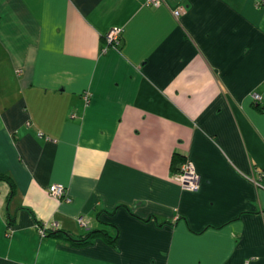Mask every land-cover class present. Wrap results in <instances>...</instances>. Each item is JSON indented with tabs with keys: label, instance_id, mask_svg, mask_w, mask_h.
Listing matches in <instances>:
<instances>
[{
	"label": "crops",
	"instance_id": "crops-1",
	"mask_svg": "<svg viewBox=\"0 0 264 264\" xmlns=\"http://www.w3.org/2000/svg\"><path fill=\"white\" fill-rule=\"evenodd\" d=\"M263 173L264 0H0V264H264Z\"/></svg>",
	"mask_w": 264,
	"mask_h": 264
},
{
	"label": "built area",
	"instance_id": "built-area-1",
	"mask_svg": "<svg viewBox=\"0 0 264 264\" xmlns=\"http://www.w3.org/2000/svg\"><path fill=\"white\" fill-rule=\"evenodd\" d=\"M163 3H166V0H146L147 5L159 6ZM182 7L179 6L173 9V13L175 16H179L182 12ZM122 35L121 27H111L105 34L106 45L104 49H106L109 45H116L119 43ZM252 96L255 100L261 101L263 96L260 92H253ZM264 175V173H263ZM173 177L180 182L182 187L186 190L195 191L200 188L201 185V176L197 171L195 164L190 159H185L179 169L174 172ZM259 182V181H258ZM260 183V182H259ZM263 184V183H261ZM264 186V184H263ZM48 191L51 195L57 198H66L67 187L64 183H52L48 187ZM79 221L83 224L88 225L89 221L86 220L83 216L79 217ZM39 231L42 235H45L47 232V226L45 224H39Z\"/></svg>",
	"mask_w": 264,
	"mask_h": 264
},
{
	"label": "trees",
	"instance_id": "trees-1",
	"mask_svg": "<svg viewBox=\"0 0 264 264\" xmlns=\"http://www.w3.org/2000/svg\"><path fill=\"white\" fill-rule=\"evenodd\" d=\"M180 158H181L180 155L175 154L172 162L173 170L177 171L179 169V166H175V164ZM0 180H7L11 185V188L14 189V182L10 176L6 174H0ZM9 225L10 227L12 226V219L10 217H9ZM46 234L54 235L58 238H63L75 245H83V244L91 243L93 239L98 237H101L111 243H114L116 241V235L112 234L107 229H100V228H94V229L91 228L86 232L85 235H82L78 238H74L70 232L64 229L47 230Z\"/></svg>",
	"mask_w": 264,
	"mask_h": 264
}]
</instances>
